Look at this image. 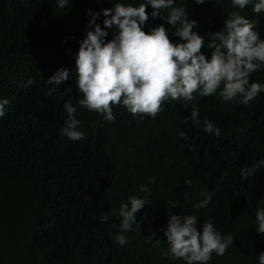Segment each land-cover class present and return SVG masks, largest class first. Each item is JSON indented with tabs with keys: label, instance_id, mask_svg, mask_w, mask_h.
Returning a JSON list of instances; mask_svg holds the SVG:
<instances>
[{
	"label": "trees",
	"instance_id": "trees-1",
	"mask_svg": "<svg viewBox=\"0 0 264 264\" xmlns=\"http://www.w3.org/2000/svg\"><path fill=\"white\" fill-rule=\"evenodd\" d=\"M114 2L69 0L59 8L55 0H0V98L9 100L0 117V264H185L168 255L163 237L168 215L181 212L195 213L198 227L211 219L222 235L232 234V245L207 264H258L264 234L255 230V210L264 208V164L244 181L240 169L264 161V91L246 105L223 102L217 93L187 102L169 99L154 118L116 104L114 119L107 120L80 106L74 54L90 27L88 10ZM182 4L205 44L233 10L230 0H176L174 6ZM239 11L264 38V13L253 12L251 4ZM162 23L149 16L143 30ZM165 27L170 40L179 39L172 26ZM107 31L106 40L113 34ZM201 51L207 57L211 50L202 45ZM62 66L70 69L69 79L49 94L46 81ZM249 80L264 83V68ZM65 101L76 106L83 139L60 133ZM193 103L199 124L185 119ZM205 117L219 127L218 136L203 130ZM201 189L212 198L193 208L203 198ZM130 195L151 203L135 213L139 227L125 233L120 245L114 239L118 209ZM105 214L109 219L102 221Z\"/></svg>",
	"mask_w": 264,
	"mask_h": 264
},
{
	"label": "clouds",
	"instance_id": "clouds-1",
	"mask_svg": "<svg viewBox=\"0 0 264 264\" xmlns=\"http://www.w3.org/2000/svg\"><path fill=\"white\" fill-rule=\"evenodd\" d=\"M175 3L176 0H142L134 5L115 0L110 8L98 12L88 10L90 27L78 41L74 54L75 85L82 93V98L77 100L80 106L103 114L107 120L114 119L112 105L116 104L134 116L146 114L154 118L162 110V103L169 99L187 102L217 93L223 102L246 105L264 91V83L249 80L252 72L264 68V38L260 37L255 21L239 11L251 4L253 12L264 13V0H230L233 10L227 13L219 31L207 34L210 39L206 44L204 37L194 30L197 21L188 18L185 5L174 6ZM194 3L199 5L204 0H194ZM55 5L65 8L69 0H55ZM146 5L151 7L150 12L145 11ZM162 10H166V15ZM100 16H103L104 27L95 22ZM149 16H159L164 23L145 32L143 26ZM165 24L172 26L171 35L178 40H170ZM108 29H112L113 34L106 40ZM202 45L211 50L207 57L201 51ZM69 73L70 69L62 66L48 77L49 94L69 79ZM31 83L30 79L26 82ZM8 104L7 98H0V117L5 115ZM63 108L67 118L60 133L69 140L83 139L81 121L75 115L76 106L65 101ZM198 114L193 103L185 119L199 124ZM202 124L205 132L220 134L219 127L206 117ZM177 135L187 139L182 130H177ZM260 164L264 161L242 167L241 181L252 175ZM148 179L151 183L152 178ZM140 191L148 193L149 190L141 185ZM199 195L203 198L195 202L193 208L205 207L212 198V193L206 189H201ZM150 203L147 196L136 195L120 203L119 231L114 237L118 244L126 243L125 233L133 230V226L139 227L135 213ZM108 219L107 214L101 217L102 221ZM255 224L256 232L264 234L262 207L255 210ZM154 235H149L148 239L153 240ZM163 237L168 243V255L182 259L185 264H207L213 253L223 255L233 241L232 234L222 235L211 219L198 227L195 213L182 212L168 215ZM154 240L159 243L158 237ZM256 259L258 264H264V251Z\"/></svg>",
	"mask_w": 264,
	"mask_h": 264
}]
</instances>
